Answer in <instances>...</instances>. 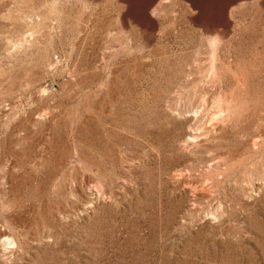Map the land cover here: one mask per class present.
I'll return each instance as SVG.
<instances>
[{
    "label": "rangeland",
    "instance_id": "obj_1",
    "mask_svg": "<svg viewBox=\"0 0 264 264\" xmlns=\"http://www.w3.org/2000/svg\"><path fill=\"white\" fill-rule=\"evenodd\" d=\"M0 264H264V0H0Z\"/></svg>",
    "mask_w": 264,
    "mask_h": 264
}]
</instances>
